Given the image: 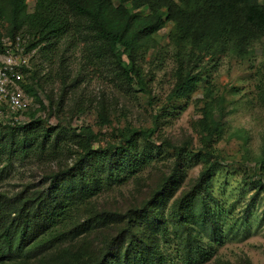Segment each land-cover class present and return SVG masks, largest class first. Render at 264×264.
I'll return each instance as SVG.
<instances>
[{
	"label": "rangeland",
	"instance_id": "rangeland-1",
	"mask_svg": "<svg viewBox=\"0 0 264 264\" xmlns=\"http://www.w3.org/2000/svg\"><path fill=\"white\" fill-rule=\"evenodd\" d=\"M25 1L27 12L32 13L36 0ZM174 2L181 4V0ZM259 2L264 4V0ZM137 11L149 13L147 5ZM70 20L72 26L79 23L68 35L54 40L49 48L43 44L26 51L27 37L8 35L10 18L0 16V86L17 93H27L24 86H31L42 102L27 93L31 101L27 108L6 114L5 123L0 115V139L6 140L2 138L6 125H23L37 118L42 129H50V140L57 136L56 146L49 141L26 155L8 158L0 149V193L13 196L25 188L27 192L46 190L49 174L72 167L85 151L84 138L75 136L81 127L95 136L91 149L97 155L117 145L119 132L126 128H153L154 148L140 136L136 138L137 150L131 152L135 156L143 150L144 154L135 156V161H142L138 166L134 161L98 164V156L93 171L106 184L92 198L91 206L123 214L139 209L177 164L180 180L160 202L168 223L166 241L159 244L162 249L165 246L168 261L181 264L178 252L185 249V243L179 242L187 238L211 254L208 261L197 264H264V186L256 183L260 180L264 185V165L255 164L264 147V35L244 47L237 46L235 35L228 33L215 41L205 39L202 42L210 45L201 49L190 37L185 45L176 46L177 22L164 15L163 27L147 42L141 41L134 52L146 84L143 91L119 76L111 56L92 38L82 19ZM184 24L191 30L196 27L188 18ZM179 64L196 74L197 82L189 93L170 101ZM208 105L214 116L222 112V130L212 136L202 124ZM2 108L6 109L5 104ZM100 113L106 115L107 123ZM171 146L182 149L177 162ZM213 162L214 172L198 196L187 208L178 204L199 173ZM89 176L86 172L85 177ZM81 213L79 221L86 217L85 211ZM104 235V230H98L86 236L88 248ZM71 241L59 248L63 264L60 252L73 248Z\"/></svg>",
	"mask_w": 264,
	"mask_h": 264
},
{
	"label": "trees",
	"instance_id": "trees-1",
	"mask_svg": "<svg viewBox=\"0 0 264 264\" xmlns=\"http://www.w3.org/2000/svg\"><path fill=\"white\" fill-rule=\"evenodd\" d=\"M143 5H147L149 10L146 15L137 11ZM26 8L25 0H0V16L10 18L8 35L12 38L17 33L25 35L28 39L26 51L43 44L49 48L54 40L68 35L78 26L79 22L72 26L70 18L82 19L92 38L102 43L111 56L119 76L128 84L135 82L143 91L146 84L136 65L134 52L141 41L147 42L163 27L164 15L166 19L177 22L176 46L185 45L190 37L198 42L197 47L201 49L210 45L202 42L205 39L215 41L223 33H228L235 35L237 46L244 47L264 35V4L259 0H181L178 5L174 0H117V4L113 0H36L32 13H28ZM185 18L196 25L195 29L185 26ZM188 52L195 55L193 51ZM175 77L174 87L168 96L170 101L189 93L198 76L179 64ZM24 88L42 104L31 86L25 85ZM48 103L53 105L50 99ZM202 114V124L208 136L219 134L222 112L214 116L211 105H208ZM100 118L108 122L103 113H100ZM6 126L2 137L6 140L0 139V149L8 158L39 150L49 141L53 146L57 145V136L50 140V129H42L38 118L27 124ZM154 132L153 128H126L119 132L117 145H109L97 155V151L91 149L95 136L89 129L81 127L75 136L84 138L85 151L79 153L72 167L51 172L46 190L27 192L25 188L13 196L0 193V264H63L58 252L68 239H72L74 246L61 250L64 264H171L163 252L165 246L162 249L159 244L160 240L166 241L168 223L162 215L160 202L164 200L166 191L172 189L171 185L180 180L177 164L163 178L151 200L139 209H129L123 214L104 209L96 211L91 206L92 198L106 184L97 171H93L95 164L104 160L108 164L112 161H134V166H138L142 161H135L138 158L135 156H141L143 150L138 155L132 154V150H137L136 138L140 136L145 145L154 148L156 145L151 141ZM172 148L177 162L182 149ZM255 164L263 167L264 147ZM215 167V162L205 167L177 200L178 204H186L184 208H187ZM86 172L90 175L88 178L85 177ZM256 183L264 186L260 180ZM81 210L86 212V217L79 221ZM98 230H104L105 235L95 247L93 244L88 248L89 241L85 237ZM179 243H185V249L178 252L181 264H197L211 258L198 241L190 242L186 238L185 242Z\"/></svg>",
	"mask_w": 264,
	"mask_h": 264
},
{
	"label": "built area",
	"instance_id": "built-area-1",
	"mask_svg": "<svg viewBox=\"0 0 264 264\" xmlns=\"http://www.w3.org/2000/svg\"><path fill=\"white\" fill-rule=\"evenodd\" d=\"M30 103V96L27 93H17L7 87L3 89L0 86V115L4 116V123L8 120V116H6V114H12L14 112L24 110L30 105ZM3 104L6 106L5 110L2 108ZM15 109H17V111H15Z\"/></svg>",
	"mask_w": 264,
	"mask_h": 264
}]
</instances>
